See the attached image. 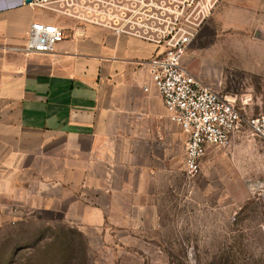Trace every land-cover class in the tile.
I'll return each instance as SVG.
<instances>
[{
    "label": "crops",
    "instance_id": "1",
    "mask_svg": "<svg viewBox=\"0 0 264 264\" xmlns=\"http://www.w3.org/2000/svg\"><path fill=\"white\" fill-rule=\"evenodd\" d=\"M90 4L0 0V230L30 219L102 239L154 233L176 171L185 174L187 136L147 67L161 48L88 22ZM39 23L64 41L50 54L17 51Z\"/></svg>",
    "mask_w": 264,
    "mask_h": 264
},
{
    "label": "rangeland",
    "instance_id": "2",
    "mask_svg": "<svg viewBox=\"0 0 264 264\" xmlns=\"http://www.w3.org/2000/svg\"><path fill=\"white\" fill-rule=\"evenodd\" d=\"M185 67L259 115L264 0H235L204 20ZM201 167L195 178L176 171L157 232L102 239L60 221L29 219L0 230V264H264V142L245 132L228 147L209 149Z\"/></svg>",
    "mask_w": 264,
    "mask_h": 264
},
{
    "label": "built area",
    "instance_id": "3",
    "mask_svg": "<svg viewBox=\"0 0 264 264\" xmlns=\"http://www.w3.org/2000/svg\"><path fill=\"white\" fill-rule=\"evenodd\" d=\"M63 1L30 0V3L47 8ZM219 1L91 0L84 7L88 22L107 27L117 36L135 37L161 48L147 62V67L171 122L187 136L185 174L189 178L201 174V162L210 146L228 147L245 132L264 142V107L257 116L249 114L248 102L238 105L184 65L199 26L211 17ZM64 39L58 26L33 24L25 45L16 50L27 55L50 54ZM144 91L149 88L146 86ZM13 213L16 222L21 210L14 209Z\"/></svg>",
    "mask_w": 264,
    "mask_h": 264
}]
</instances>
